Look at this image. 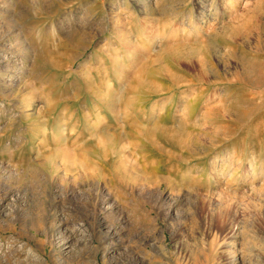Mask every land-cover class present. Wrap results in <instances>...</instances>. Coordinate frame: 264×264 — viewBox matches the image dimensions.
Instances as JSON below:
<instances>
[{"label": "rangeland", "instance_id": "obj_1", "mask_svg": "<svg viewBox=\"0 0 264 264\" xmlns=\"http://www.w3.org/2000/svg\"><path fill=\"white\" fill-rule=\"evenodd\" d=\"M0 264H264V0H0Z\"/></svg>", "mask_w": 264, "mask_h": 264}, {"label": "bare ground", "instance_id": "obj_2", "mask_svg": "<svg viewBox=\"0 0 264 264\" xmlns=\"http://www.w3.org/2000/svg\"><path fill=\"white\" fill-rule=\"evenodd\" d=\"M113 69H115V68H113ZM129 69V68H128ZM110 104V103H109ZM108 106V105H107ZM116 106V105H115ZM119 106V105H118ZM119 108H121V107H119ZM130 108V107H129ZM125 109H127V108H125ZM151 109V108H150ZM155 109H157L156 107H155ZM115 110V109H114ZM122 110V109H121ZM129 110V109H128ZM128 110L125 112V114L123 115V114H121L122 112H118V115L119 116H121L123 119H122V121L124 122V129L128 126V124L130 125V126H132V129H133V132L135 133V135L141 140V139H152L153 137H156L157 136V133H156V131H157V129H159L160 130V128H157V127H154L153 128V130L152 129H144L143 127H139L138 126V124L136 123V121H132V120H130L129 119V117L131 116V115H129L128 114ZM161 110V109H160ZM116 111V110H115ZM130 111V110H129ZM153 111V110H152ZM163 112V111H162ZM130 113V112H129ZM150 114V113H149ZM104 115L103 114H99L98 115V117H97V122L94 124V125H96L95 127H94V129L93 128H91L90 129V131H92L91 132V138L93 139V137H95L96 138V141H95V143H93L94 144V146L97 148V150L98 151H100V152H102V154L104 153V155L105 154H108L107 153V151H108V149L113 145V143H114V140H113V137L111 138L110 136H107V133L105 132V128L104 127H102V125H103V121H102V119H104V117H103ZM119 116H118V118H119ZM163 116V115H162ZM89 118V117H88ZM147 118V117H146ZM152 119V118H151ZM149 121H152V120H149ZM122 122V123H123ZM180 124V123H179ZM90 125V120H88V122H87V126H89ZM136 126H138V127H136ZM163 126V125H162ZM160 127V126H159ZM152 132H154V134H152ZM90 133V132H89ZM114 134V133H113ZM156 135V136H155ZM59 136V135H58ZM93 136V137H92ZM115 136H118V134H116ZM57 137H55V139H56ZM60 138V137H59ZM54 138H53V142H54V140H55ZM114 139H116V140H118L117 138H114ZM155 139V138H154ZM67 141V144H65L66 145V147L64 148V147H56L57 149H59V150H55L54 151V153L51 155V158H57V156H59L60 154H62L61 156L62 157H66L67 159H68V164H67V170L68 171H73L74 169H77V168H82L83 169V171L85 172V173H89L90 175L92 174V175H94V174H96V176L97 175H100V173H101V169H99V167H97V166H95L93 163H92V161L93 160H95L93 157L94 156H91V154L90 153H88V154H86V153H84V152H82V153H75L74 152V156H75V154H76V156H75V158H79L78 159V161L77 162H75L74 161V159H73V157L74 156H72L73 155V149L75 148H73L72 149V152L70 153L69 152V150H68V147L70 146V144L71 143H73V141H72V138H69L68 140H66ZM55 142H56V140H55ZM75 142V141H74ZM117 142V141H116ZM182 142V141H181ZM79 143V142H78ZM86 143V142H85ZM58 144V143H57ZM116 144V143H115ZM59 145V144H58ZM117 145V144H116ZM73 146H75L74 144H73ZM115 146V145H114ZM70 148V147H69ZM71 148H72V146H71ZM92 148H94V147H92ZM114 148V147H113ZM125 148V147H124ZM164 148V147H163ZM80 149V148H79ZM79 149H77V151L79 150ZM85 150V149H84ZM57 151V152H56ZM112 152L114 153L113 155H112V153H111V151L109 152V156H111L112 155V157L111 158H109V160H111L112 161V167H113V171L111 172V177H113V179H117L118 181L119 180H123V178H125V176H126V174H128L127 172L129 171L128 169H126V164L125 163H122L121 161H124V159L126 158L125 156H123V157H125L123 160H120V159H117V157L119 156V155H116L115 154V151L112 149ZM63 153H64V156H63ZM70 153V154H69ZM98 153V152H97ZM78 154V155H77ZM72 156V157H71ZM108 156V155H107ZM85 157V158H84ZM50 158V159H51ZM66 159V160H67ZM102 159V158H101ZM127 159V158H126ZM125 159V160H126ZM52 160V159H51ZM77 160V159H76ZM92 160V161H91ZM106 161H107V159H106ZM75 162V163H74ZM128 162V161H127ZM111 164V163H110ZM131 165H132V163H131ZM132 167V166H131ZM134 167V166H133ZM66 170V171H67ZM134 170V169H133ZM88 177V176H87Z\"/></svg>", "mask_w": 264, "mask_h": 264}]
</instances>
